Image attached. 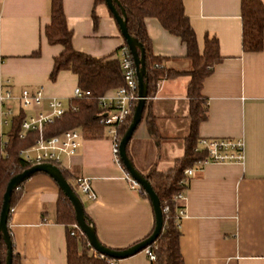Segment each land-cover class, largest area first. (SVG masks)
<instances>
[{
  "label": "crops",
  "instance_id": "crops-1",
  "mask_svg": "<svg viewBox=\"0 0 264 264\" xmlns=\"http://www.w3.org/2000/svg\"><path fill=\"white\" fill-rule=\"evenodd\" d=\"M182 1L199 54L205 37L215 36L222 58L202 83L207 117L198 126L197 139H242L244 143L242 163L207 164L190 178L185 216L179 222L183 264H264V30L263 49L245 53L241 0ZM259 1L264 6V0ZM63 11L75 51L118 60L125 42L105 3L63 0ZM49 23V0H0V98L7 90L13 97L0 100L3 143L13 117L39 112L21 109L18 97L23 90L40 89L47 99H59L65 106L74 99L76 75L61 71L55 81L49 79L53 61L62 52L61 46L49 45L43 35ZM145 26L153 54L166 59V68L184 74L159 81L149 101L161 141L151 137L143 119L127 146L141 175L169 170L184 157L191 122L187 95L191 63L186 47L155 18H147ZM5 105L12 107L7 119ZM40 111L47 112L46 105ZM62 168L72 184L79 176L91 178L97 198L82 203L103 246L124 250L152 232L151 203L124 181V170L114 162L105 130L102 139L83 138L76 155L64 160ZM58 199L59 188L45 174L23 183L8 220L14 264H67V232L56 222ZM115 263L151 264L144 251Z\"/></svg>",
  "mask_w": 264,
  "mask_h": 264
},
{
  "label": "trees",
  "instance_id": "trees-1",
  "mask_svg": "<svg viewBox=\"0 0 264 264\" xmlns=\"http://www.w3.org/2000/svg\"><path fill=\"white\" fill-rule=\"evenodd\" d=\"M118 1L125 11L129 36L141 44L144 50V81L147 85V101L142 120H145L149 134L157 142L161 141V137L155 119L151 115L149 101L154 97L156 85L159 81L176 79L184 73L166 68L164 66L166 59L153 54L145 20L155 18L165 31L177 37L185 45L186 58L191 63V70L187 72L191 77L187 94L191 122L190 133L185 140V155L182 159L176 160L173 168L169 170L159 172L153 169L148 174L143 175L157 195L161 210L168 207V213L163 214L162 231L157 240L150 246L156 256V261L151 264H183L179 249L181 232L177 218V210L182 208V205L174 202L172 198L186 188L179 185V182L184 179V171L193 167L196 161L204 158V155L194 152L198 141V126L207 117L206 100L201 96V89L204 79L212 72L215 65L222 60L219 56L218 40L215 36H206L202 53L199 54L196 36L185 14L182 0ZM96 3H104V0H96ZM117 9L120 11L119 8ZM240 12L242 51L245 53H258L263 49L264 6L259 0H241ZM49 17L50 23L44 28L43 35L49 45L62 47V52L53 61V69L49 79L55 81L59 72L69 71L77 76V86L82 92L87 93V96L70 100L68 104L70 109L52 125L46 126L43 134L45 137H52L68 130L78 129L82 132L84 139H102L104 137V127L98 121L101 113L98 100L108 91L124 86L119 61L117 59L88 56L73 49L71 43L72 32L67 26L63 11V0H49ZM35 55H38V53ZM72 108L77 110L73 111ZM24 118L23 114L13 117L7 135V142L3 143L0 139V208L3 194L10 179L30 168L20 158L19 152L31 147L37 140L38 133L32 131L28 132L24 138L19 137ZM131 118L132 116L118 127L117 131L120 139L126 132ZM127 156L132 162L128 150ZM59 169L63 178L71 186L74 193L78 195L71 183L70 174L64 168L59 167ZM22 185L12 193L11 210L21 197ZM144 197L148 199L146 195ZM85 216L91 222L86 213ZM56 222L63 225L67 232V264H108L110 259L102 258L96 253H88V242L85 236L74 229L76 221L73 207L60 190L59 199L56 203ZM72 233H74V236H71ZM6 251L4 242L0 241V264H5ZM15 261L16 256L13 254L12 264Z\"/></svg>",
  "mask_w": 264,
  "mask_h": 264
},
{
  "label": "built area",
  "instance_id": "built-area-1",
  "mask_svg": "<svg viewBox=\"0 0 264 264\" xmlns=\"http://www.w3.org/2000/svg\"><path fill=\"white\" fill-rule=\"evenodd\" d=\"M118 61L122 71L124 86L115 89L113 95H104L98 100V107L101 111L98 121L99 124L104 127L106 136H108L112 142L114 162L123 169L119 158V143L121 139L117 130L118 127L123 125L127 119L132 116L139 97L136 68L126 45L120 49ZM84 96H87V93L82 92L78 87L74 90V99H81ZM11 99H13V97L10 90L5 91L4 95L0 98L1 102H6ZM18 101L22 110H39L35 116L24 118L22 122L19 137L24 138L28 132L36 131L38 133V138L31 147L19 152L20 158L30 167L40 164H51L58 168H62L64 160L76 155L83 139L82 132L78 129H72L59 135L45 137L43 131L46 126L52 125L56 120L60 119L70 109L69 106H65L59 99H47L40 89L35 92L23 90L18 97ZM44 105L47 107V112L40 111V108ZM72 110L76 111L77 109L72 108ZM11 116L12 107L10 105H5L4 117L7 119ZM194 152L204 155V158L196 161L193 167L184 171V179L179 182V185L186 188L172 198L174 202L182 205V208L177 210L179 222L181 218L185 216L186 189L193 174L196 171H201L207 164L242 163L244 160V143L242 139L202 138L198 139ZM123 179L132 191L145 195L143 190L125 170ZM73 185L80 200L81 197L89 202H94L96 200L97 197L92 188L91 178L79 176L74 179ZM167 213L168 207H165L162 210V214ZM74 229L79 231L77 225L74 226ZM71 236H74V233H72ZM87 246L91 252L90 254L95 253L89 245ZM144 253L151 263L156 261V256L150 247L145 249ZM108 264L116 263L110 260Z\"/></svg>",
  "mask_w": 264,
  "mask_h": 264
},
{
  "label": "water",
  "instance_id": "water-1",
  "mask_svg": "<svg viewBox=\"0 0 264 264\" xmlns=\"http://www.w3.org/2000/svg\"><path fill=\"white\" fill-rule=\"evenodd\" d=\"M104 3L115 20L122 38L124 39L126 47L129 49L132 56L135 68L136 77L138 82V97L139 100L134 107L131 122L122 136L119 143V158L123 169L131 176V178L143 190L148 200L151 203L154 214V229L152 234L133 246L124 250H113L103 246L97 239L95 229L91 222L86 218L84 213V206L80 198L74 193L71 186L63 178L61 171L58 167L51 164H40L30 167L29 169L17 174L8 182L5 192L2 197V204L0 208V241H3L6 246V259L5 264H12V242L8 230V220L11 212L10 201L12 193L18 187L31 178L33 175L42 173L49 176L57 185L65 198L71 203L74 213L75 221L79 231L85 236L90 248L98 255L113 260L119 261L132 257L148 247H150L159 237L163 228V214L160 206V201L155 194L149 181L141 175L133 166L132 162L127 156V146L142 121V115L147 101V85L144 81L145 76V63H144V50L135 39L131 38L127 32L126 15L125 11L121 8L118 0H104ZM120 11H118V9Z\"/></svg>",
  "mask_w": 264,
  "mask_h": 264
},
{
  "label": "rangeland",
  "instance_id": "rangeland-1",
  "mask_svg": "<svg viewBox=\"0 0 264 264\" xmlns=\"http://www.w3.org/2000/svg\"><path fill=\"white\" fill-rule=\"evenodd\" d=\"M81 201L84 203V199L81 197Z\"/></svg>",
  "mask_w": 264,
  "mask_h": 264
}]
</instances>
